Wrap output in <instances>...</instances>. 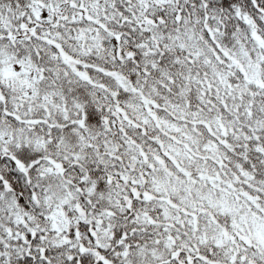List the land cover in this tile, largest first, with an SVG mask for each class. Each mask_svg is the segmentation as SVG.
Instances as JSON below:
<instances>
[{"label":"snow or ice","instance_id":"snow-or-ice-1","mask_svg":"<svg viewBox=\"0 0 264 264\" xmlns=\"http://www.w3.org/2000/svg\"><path fill=\"white\" fill-rule=\"evenodd\" d=\"M0 264H264V0H0Z\"/></svg>","mask_w":264,"mask_h":264}]
</instances>
